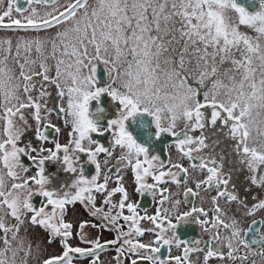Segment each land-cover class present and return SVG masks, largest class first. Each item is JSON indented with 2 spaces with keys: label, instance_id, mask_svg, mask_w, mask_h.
<instances>
[{
  "label": "snow or ice",
  "instance_id": "1",
  "mask_svg": "<svg viewBox=\"0 0 264 264\" xmlns=\"http://www.w3.org/2000/svg\"><path fill=\"white\" fill-rule=\"evenodd\" d=\"M25 3L0 0V30L12 33L0 37V264H104L112 248L114 264H264V0ZM49 86L67 143L48 134L61 132L47 120ZM30 120L38 147L20 143ZM165 137L175 161L156 154ZM48 163L70 179L54 184ZM241 174L259 192L251 200ZM77 203L92 219L74 226ZM192 224L208 239L183 238ZM32 228L46 233L35 245Z\"/></svg>",
  "mask_w": 264,
  "mask_h": 264
},
{
  "label": "flooded vegetation",
  "instance_id": "2",
  "mask_svg": "<svg viewBox=\"0 0 264 264\" xmlns=\"http://www.w3.org/2000/svg\"><path fill=\"white\" fill-rule=\"evenodd\" d=\"M244 1L247 2V0H244ZM20 3H21V6L27 7L25 0H20ZM20 34H22V33H20ZM11 35H12V33L8 30H0V37L11 36ZM97 71H98V75H106L105 69L103 68L102 65L98 66ZM48 91L51 93V95L48 97V106L53 108V111L50 115H48L47 120H50L52 124H55L57 127H59L61 129V132L59 134L54 133V131H50L48 134L50 137L55 136L59 140V142H61V143H67V141L69 139L70 129L65 127V125L63 123L62 116L57 115V111H56V109L60 106L62 101L58 97L57 92L53 87L49 86ZM30 123L33 124V127L30 128L26 132L25 136L22 137V140L20 143L23 144V143H29L30 142L34 147H38L39 142L37 141V138H36L35 124L31 120H30ZM94 138L99 140L101 143H104L106 146H108V144L110 143V139H111V137L108 134H105L104 137H101L98 134H94ZM165 140H166L165 146H163V143H162L160 145V147L158 149H156V154H159L161 156V159L165 160V162H167L169 157L173 161H175L177 159V153L175 151V148L174 147L173 148L167 147V145L169 143H171V140L168 137L164 138V141ZM45 146L46 147H52L53 145L51 143H47ZM22 160L26 165H29V166L32 163L31 161L27 160V158L22 157ZM113 163H115V159H113L112 163H110L108 165V167H111ZM184 164H185V166L188 165L187 160L184 161ZM35 171H36V168L34 166H31L28 175L33 174ZM46 174L54 176L55 178L53 180V183L57 184V185L62 181H66V180L70 179V175L63 173L60 170V167L58 164L48 163L46 165ZM85 174L88 176L94 175L95 174L94 166L85 165ZM121 175L124 176L125 186L129 190V192L132 196V199L136 203L141 205V209L147 210V213L149 215L154 214L155 209L157 207V204L152 201L151 197L147 196V195L141 197L138 194H136L135 192H133V188L135 185H134L133 174L131 173V171H129L127 169H123L121 171ZM113 186H114V184H110L109 187H113ZM238 186L240 187L241 190L244 189V188H242L241 185L238 184ZM180 198L182 199V195ZM39 199L40 198H37V203H39ZM114 199H118V196ZM97 203L98 204L100 203L99 198H98ZM196 204H197V206H199V204H200V201L198 198L196 199ZM182 207H185V206L182 205ZM141 214H143V211L141 212ZM66 219L73 222V224L75 226L81 220H91L92 218L90 216H88V214L84 210V208L79 203H77L74 206H69ZM144 224H145V226H150L147 224V222H144ZM85 231H87L91 236L99 235L100 239L102 241L112 240L115 237V233L112 231H101L100 233H97V230L94 228H87V229H85ZM181 234L183 235V238L190 239V240L201 239V238L208 239L207 234L202 233L201 230L199 229V227L195 224L184 226L181 229ZM28 236L32 239L33 245H35V241L37 239L44 240L46 238V233H44L40 228H32L29 230ZM150 238H151L150 235L146 234L143 239L148 240ZM71 243L74 246H81V247L85 246V245L81 244L78 239H75V238L71 241ZM45 248H46V252H44L45 256L57 255V254H60V252H61V248L57 244H52V245L45 244ZM172 254L173 255L178 254L177 250L173 249ZM115 255H116L115 249L112 248V249L106 251L105 253H103L101 256V259L103 260L104 264H114L113 257ZM30 264H36V262L30 261ZM74 264H88V261L85 259H80V260L74 261ZM258 264H259V262H258Z\"/></svg>",
  "mask_w": 264,
  "mask_h": 264
},
{
  "label": "rangeland",
  "instance_id": "3",
  "mask_svg": "<svg viewBox=\"0 0 264 264\" xmlns=\"http://www.w3.org/2000/svg\"><path fill=\"white\" fill-rule=\"evenodd\" d=\"M236 183L239 184V185H241L242 188H245L246 187V183L247 182L245 181L243 174H241V175H239V176L236 177ZM257 194H259V192L254 187L252 188L251 194H249L248 192L244 191V189L241 190V195L248 197L249 200H251V196L252 195H257Z\"/></svg>",
  "mask_w": 264,
  "mask_h": 264
},
{
  "label": "water",
  "instance_id": "4",
  "mask_svg": "<svg viewBox=\"0 0 264 264\" xmlns=\"http://www.w3.org/2000/svg\"><path fill=\"white\" fill-rule=\"evenodd\" d=\"M245 2V1H244ZM245 3H247V2H245ZM165 138H167V137H165ZM165 144H166V140L163 142V146H165Z\"/></svg>",
  "mask_w": 264,
  "mask_h": 264
}]
</instances>
